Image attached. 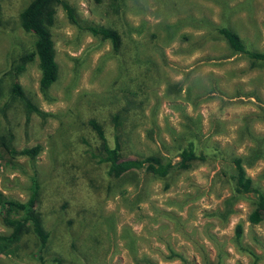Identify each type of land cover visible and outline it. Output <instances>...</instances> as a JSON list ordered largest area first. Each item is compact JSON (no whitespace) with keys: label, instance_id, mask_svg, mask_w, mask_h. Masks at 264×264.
Returning <instances> with one entry per match:
<instances>
[{"label":"rangeland","instance_id":"obj_1","mask_svg":"<svg viewBox=\"0 0 264 264\" xmlns=\"http://www.w3.org/2000/svg\"><path fill=\"white\" fill-rule=\"evenodd\" d=\"M28 1L0 0V132L16 150L40 151L28 159L0 147V192L23 201L34 176L48 237L38 260L25 230L0 264H264V219L247 221L252 203L228 178L239 156L264 192V62L230 51L215 30L228 26L264 52V0H64L76 22L56 7L58 72L46 95L35 60L15 71L32 50L18 24ZM87 24L116 30L117 51ZM14 83L38 112L10 98ZM89 119L110 146L118 134L120 158L174 161L191 140L206 159L164 179L143 169L107 175Z\"/></svg>","mask_w":264,"mask_h":264},{"label":"trees","instance_id":"obj_2","mask_svg":"<svg viewBox=\"0 0 264 264\" xmlns=\"http://www.w3.org/2000/svg\"><path fill=\"white\" fill-rule=\"evenodd\" d=\"M61 7L70 22H76L73 10L64 0H29L18 13V24L22 31L33 36L32 50L20 57L19 66L15 71L23 69L27 61L35 60L38 69V90L46 95L48 88L54 82L58 72L55 60V50L49 27L54 21L56 7ZM85 30L92 36H98L109 42L111 49L117 51L120 37L116 30L98 24H87ZM217 34L224 41L228 49L239 53L253 62H264V52L248 48L240 36L228 26H217ZM10 98L17 99L24 105L25 110H38L24 96L18 83H14L10 89ZM118 115H112L114 130H118ZM88 125L94 131L100 142L99 161L105 163L106 174L116 176L130 171L143 169L156 178L164 179L172 171H184L189 169L195 161H204L206 154L197 152L193 141L189 140L174 155V161L170 157L159 154H148L140 158H120V145L118 134L113 135V143L110 146L99 123L93 119L88 120ZM0 147L11 157L23 156L32 159L40 151V146L35 144L16 150L11 144L9 137L0 132ZM231 171L228 174L231 191L233 194L248 197L252 208L247 214V221L256 224L264 219V192L252 184L251 178L245 173L242 159L239 156L230 158ZM28 196L19 201L9 198L0 192V220L7 228L6 232H0V254H13L17 243L25 230L30 231L36 240L38 250L36 257L41 260L40 252L43 251L47 242L48 233L43 228L41 218L36 209L38 184L34 176L30 177ZM242 234L240 223L234 226V238L238 239ZM57 264L56 259H53ZM206 264H219L218 260L207 261Z\"/></svg>","mask_w":264,"mask_h":264}]
</instances>
